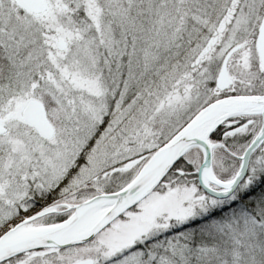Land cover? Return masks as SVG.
<instances>
[{
	"label": "snow or ice",
	"instance_id": "snow-or-ice-1",
	"mask_svg": "<svg viewBox=\"0 0 264 264\" xmlns=\"http://www.w3.org/2000/svg\"><path fill=\"white\" fill-rule=\"evenodd\" d=\"M0 264H264V0H0Z\"/></svg>",
	"mask_w": 264,
	"mask_h": 264
}]
</instances>
